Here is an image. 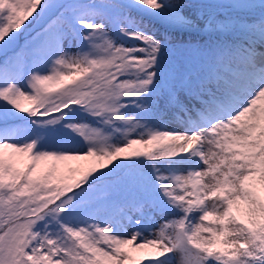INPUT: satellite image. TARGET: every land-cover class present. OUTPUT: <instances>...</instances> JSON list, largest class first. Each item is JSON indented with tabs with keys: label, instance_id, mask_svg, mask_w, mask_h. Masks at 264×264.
<instances>
[{
	"label": "snow or ice",
	"instance_id": "obj_1",
	"mask_svg": "<svg viewBox=\"0 0 264 264\" xmlns=\"http://www.w3.org/2000/svg\"><path fill=\"white\" fill-rule=\"evenodd\" d=\"M264 264V0H0V264Z\"/></svg>",
	"mask_w": 264,
	"mask_h": 264
},
{
	"label": "rangeland",
	"instance_id": "obj_2",
	"mask_svg": "<svg viewBox=\"0 0 264 264\" xmlns=\"http://www.w3.org/2000/svg\"><path fill=\"white\" fill-rule=\"evenodd\" d=\"M144 264H148V261H145Z\"/></svg>",
	"mask_w": 264,
	"mask_h": 264
}]
</instances>
